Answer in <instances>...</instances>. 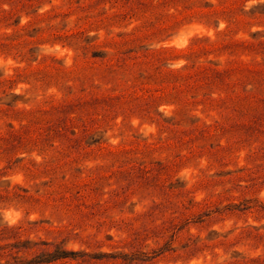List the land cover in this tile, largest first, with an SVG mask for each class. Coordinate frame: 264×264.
<instances>
[{
	"label": "rangeland",
	"instance_id": "374dc122",
	"mask_svg": "<svg viewBox=\"0 0 264 264\" xmlns=\"http://www.w3.org/2000/svg\"><path fill=\"white\" fill-rule=\"evenodd\" d=\"M0 264H264V0H0Z\"/></svg>",
	"mask_w": 264,
	"mask_h": 264
}]
</instances>
